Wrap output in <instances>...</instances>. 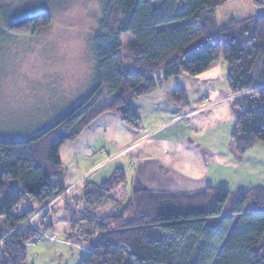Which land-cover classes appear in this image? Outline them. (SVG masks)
Here are the masks:
<instances>
[{"label": "trees", "instance_id": "obj_1", "mask_svg": "<svg viewBox=\"0 0 264 264\" xmlns=\"http://www.w3.org/2000/svg\"><path fill=\"white\" fill-rule=\"evenodd\" d=\"M215 2L159 0L155 7L153 0H104L90 95L36 135H0V264L26 262L28 244L41 238L30 226L33 217L66 193L61 148L107 112L137 129L141 119L132 102L172 78L196 79L223 56L237 113L233 151L243 155L264 144V14L220 27ZM252 2L264 8V0ZM50 22L48 12H42L8 26L11 33L34 36ZM123 34L136 39L127 62L121 53ZM159 73L162 78H156ZM245 92L250 96L242 98ZM173 100L187 106L186 90L176 89ZM87 183L82 199L88 209L76 222L89 246L81 264H264L262 187L234 197L224 189L194 195L136 191L125 215L99 217L91 208L126 183L125 172L116 171L100 186ZM23 196L35 206L17 215ZM211 220L216 224L210 228Z\"/></svg>", "mask_w": 264, "mask_h": 264}, {"label": "rangeland", "instance_id": "obj_2", "mask_svg": "<svg viewBox=\"0 0 264 264\" xmlns=\"http://www.w3.org/2000/svg\"><path fill=\"white\" fill-rule=\"evenodd\" d=\"M153 1L154 6L158 7L159 0ZM104 7V0H0L1 136L36 135L89 95L95 84L97 59L94 44L101 33ZM214 10L220 27H225L231 21L264 14V8H255L252 0H216ZM42 12L50 15L48 28L34 36H25V31L16 34L9 31V23L23 21ZM121 42L122 57L127 62L129 49L136 39L130 34H123ZM214 66L210 74L217 75L222 85L226 84L229 67L223 56ZM157 76L162 77L163 74ZM187 79V86L196 83L195 78ZM250 93H241L240 96L244 98ZM223 118L226 119L224 125L228 126L231 114L223 116L219 113L206 118L208 129L214 126L219 128L215 129V134L206 136L212 140V144L219 137H230L228 127L220 130ZM263 167L261 165L256 171H249L250 182L246 181L243 191L238 186L242 179L233 181L231 178L219 185L225 187L221 189L229 191L233 197L259 186L263 188ZM65 169L64 166L66 179ZM87 184L85 180L73 188L67 187L69 190L50 203V208L42 209L33 217L30 226L37 228L41 238L28 244L24 264H81L85 259L89 246L83 243L82 229L76 222L82 221L80 218L88 209L82 199L83 188ZM125 185L115 189L110 193L111 197H106L101 205L91 208L92 211L99 217L125 215L128 209L126 205L132 196ZM34 206L35 203L28 196H23L15 214L21 215ZM127 216L130 218V213ZM2 223L0 220V226ZM214 224L216 221L211 220L208 225L211 228Z\"/></svg>", "mask_w": 264, "mask_h": 264}, {"label": "crops", "instance_id": "obj_3", "mask_svg": "<svg viewBox=\"0 0 264 264\" xmlns=\"http://www.w3.org/2000/svg\"><path fill=\"white\" fill-rule=\"evenodd\" d=\"M214 68L196 78L195 84L187 86L188 77L179 76L132 102V110L141 119L137 129L127 126L115 112L97 118L79 139L60 150L67 187L73 188L85 180L100 186L116 171L123 170L125 188L132 195L136 191L194 195L225 188L219 184L231 178L243 180L238 185L243 191L246 181L250 182V170L264 166V144H256L243 155L233 151L231 134L237 113L227 76L222 85L217 75L210 74ZM178 88L186 90L187 106L173 100ZM219 113L231 114L228 126L224 125V118L220 126V130L229 128L230 137H219L212 144L206 136L219 128L208 129L206 118Z\"/></svg>", "mask_w": 264, "mask_h": 264}]
</instances>
